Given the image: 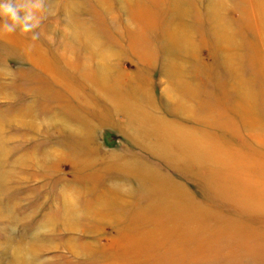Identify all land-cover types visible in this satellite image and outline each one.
I'll list each match as a JSON object with an SVG mask.
<instances>
[{"label":"rangeland","instance_id":"374dc122","mask_svg":"<svg viewBox=\"0 0 264 264\" xmlns=\"http://www.w3.org/2000/svg\"><path fill=\"white\" fill-rule=\"evenodd\" d=\"M0 33V264H264V0H43Z\"/></svg>","mask_w":264,"mask_h":264},{"label":"clouds","instance_id":"9594fccd","mask_svg":"<svg viewBox=\"0 0 264 264\" xmlns=\"http://www.w3.org/2000/svg\"><path fill=\"white\" fill-rule=\"evenodd\" d=\"M43 16V0H0V33H31L35 40Z\"/></svg>","mask_w":264,"mask_h":264}]
</instances>
